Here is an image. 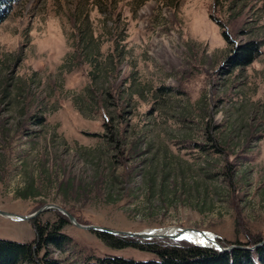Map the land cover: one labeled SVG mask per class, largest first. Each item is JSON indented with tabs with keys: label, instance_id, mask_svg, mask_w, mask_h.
Listing matches in <instances>:
<instances>
[{
	"label": "rangeland",
	"instance_id": "1",
	"mask_svg": "<svg viewBox=\"0 0 264 264\" xmlns=\"http://www.w3.org/2000/svg\"><path fill=\"white\" fill-rule=\"evenodd\" d=\"M12 6L0 24L1 210L57 204L81 225L187 227L223 246L264 236V0ZM251 40L257 59L231 65ZM64 215L33 218H66L69 243L48 248L60 264L158 258ZM33 219L0 215V238L31 242Z\"/></svg>",
	"mask_w": 264,
	"mask_h": 264
},
{
	"label": "trees",
	"instance_id": "2",
	"mask_svg": "<svg viewBox=\"0 0 264 264\" xmlns=\"http://www.w3.org/2000/svg\"><path fill=\"white\" fill-rule=\"evenodd\" d=\"M13 3L14 0H0V24L12 11ZM223 34L226 36L225 33ZM259 45V42L251 40L236 46L229 63L242 68L249 65L257 59ZM37 221V218L31 221L36 235L27 244L0 238V264H60L58 259L49 256L48 248L53 246L59 249L69 243L70 237L62 232V227L67 224L66 218L60 216L53 224L49 222L38 224ZM95 232L96 236L110 247L122 249L132 247L138 251L156 254L158 258L137 261L117 255L98 256L89 257L83 264H264V243L252 251L237 248L221 253L189 240L153 239L151 241L122 237V235L117 237L98 230ZM260 241H264L263 235H252L247 240L237 241L235 244L250 248ZM219 242L221 246L224 245L220 239Z\"/></svg>",
	"mask_w": 264,
	"mask_h": 264
},
{
	"label": "water",
	"instance_id": "3",
	"mask_svg": "<svg viewBox=\"0 0 264 264\" xmlns=\"http://www.w3.org/2000/svg\"><path fill=\"white\" fill-rule=\"evenodd\" d=\"M58 210L59 212H61L62 214H65L67 219H68V222L75 225L76 227L80 228V229H87V230H94V231H103V232H107L108 234H122V236H129V237H135L136 239H145V240H148V239H151L153 240V238H159V239H174V240H190L189 238H186L184 236V231H187V230H192V232H195L197 231L200 235H202V237H205V238H208L210 239V241L212 242L209 246H206L204 244H201L202 246L206 247V248H211V249H214V250H217V251H220L221 253H224V252H228L230 251L231 249H249V251H252L254 250L256 247H258L259 245L263 244L264 241H261L260 243H257L253 246H251L250 248L248 246H241V245H227V246H221L220 245V242L217 241V237L215 235H213L212 237H207V233L205 231H201V230H198V229H192V228H187V227H181V228H178V231L176 233H173V234H164L163 232H158V231H163V229H153V230H143V231H139V232H132V231H125V232H122V231H119V230H113V229H108L106 227H101V226H93L91 224L89 225H81L79 224V222L76 220L77 218L69 213V212H66L64 208L60 207L59 205L57 204H54V205H51V204H46L42 207H40V209L38 210H35L33 213L29 214V215H26L25 217L22 216V215H17V214H10L9 212L7 211H4V210H1L0 209V215H3V216H6V217H10V219H24V221L26 220H31L37 216L40 215L41 212L45 211V210Z\"/></svg>",
	"mask_w": 264,
	"mask_h": 264
},
{
	"label": "bare ground",
	"instance_id": "4",
	"mask_svg": "<svg viewBox=\"0 0 264 264\" xmlns=\"http://www.w3.org/2000/svg\"><path fill=\"white\" fill-rule=\"evenodd\" d=\"M159 229H163V231H158V232H163L164 234H173L178 231L177 226H169L165 229L164 228H159ZM184 236L186 238H189L190 239L189 241H193V242L196 241V243L198 242L199 244H204L206 246H209L212 243L210 239L202 237V235H200L197 231L195 232H192V230L184 231ZM212 236H213L212 233L210 232L207 233V237H212Z\"/></svg>",
	"mask_w": 264,
	"mask_h": 264
}]
</instances>
